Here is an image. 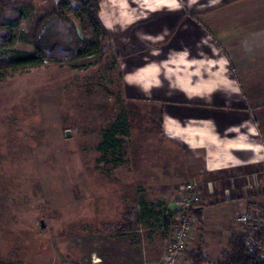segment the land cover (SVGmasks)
<instances>
[{
	"label": "crops",
	"instance_id": "1",
	"mask_svg": "<svg viewBox=\"0 0 264 264\" xmlns=\"http://www.w3.org/2000/svg\"><path fill=\"white\" fill-rule=\"evenodd\" d=\"M98 19L110 45L104 83L128 117L127 185L145 189L147 209L168 210L193 183L200 206L187 251L217 264L242 229L236 216L264 208V3L100 0ZM104 204L90 214L110 233L128 220L140 233L155 218L138 211L137 199ZM111 204L137 210L120 209L110 224ZM156 220L160 247L146 241L145 249L136 236L110 264H160L169 235ZM96 257L93 264L107 263ZM180 262L191 264L186 253Z\"/></svg>",
	"mask_w": 264,
	"mask_h": 264
},
{
	"label": "rangeland",
	"instance_id": "2",
	"mask_svg": "<svg viewBox=\"0 0 264 264\" xmlns=\"http://www.w3.org/2000/svg\"><path fill=\"white\" fill-rule=\"evenodd\" d=\"M35 7L33 20L66 11L60 0H37ZM72 20L79 30V22ZM46 32L51 44H67L60 24H50ZM14 48L33 52L20 43ZM104 55L0 72V264H93L96 256L110 264L136 236L143 238L145 249L146 241L160 247L156 218H165V206H148L155 218L144 222L140 233L134 228L139 225L128 220L113 235L102 219L91 218L94 209L108 210V199L140 203L148 196L145 189L127 185V142L104 157L96 150L105 127L124 110L119 93L106 89L109 58ZM7 58V52H0V59ZM111 207L110 224L121 216L120 209L133 216L137 210ZM240 228L243 234L246 227ZM106 235L112 244H103Z\"/></svg>",
	"mask_w": 264,
	"mask_h": 264
},
{
	"label": "trees",
	"instance_id": "3",
	"mask_svg": "<svg viewBox=\"0 0 264 264\" xmlns=\"http://www.w3.org/2000/svg\"><path fill=\"white\" fill-rule=\"evenodd\" d=\"M36 1L0 0V52H7L8 55L7 59H0V72L42 67L46 64L73 63L108 52L109 37L98 19L100 0L86 3L82 0H60L66 6L65 12L46 13L33 20L31 18L35 13ZM70 16L79 22V30ZM52 23L63 26L67 44H51L46 29ZM16 43L32 47L33 52L15 49ZM127 139L128 122L122 109L103 130L96 150L104 157L108 151L120 150ZM140 206L141 214L152 215L145 202L140 201ZM191 213L198 218L199 207ZM252 214L255 217L264 216V208ZM164 227L168 233L169 227ZM256 243H264V232L259 226L250 224L243 234H235L229 239L227 251L221 255L217 264H264V258L255 249ZM186 260L191 264L208 262L199 252H187Z\"/></svg>",
	"mask_w": 264,
	"mask_h": 264
},
{
	"label": "built area",
	"instance_id": "4",
	"mask_svg": "<svg viewBox=\"0 0 264 264\" xmlns=\"http://www.w3.org/2000/svg\"><path fill=\"white\" fill-rule=\"evenodd\" d=\"M182 196L175 201V208L168 209L164 225L169 227V240L160 264H181L180 260L188 250V244L197 234L192 210L200 206L198 190L193 183L181 188ZM236 221L244 227L257 225L264 232V216H252L245 212L236 216ZM255 249L264 258V243H256Z\"/></svg>",
	"mask_w": 264,
	"mask_h": 264
},
{
	"label": "water",
	"instance_id": "5",
	"mask_svg": "<svg viewBox=\"0 0 264 264\" xmlns=\"http://www.w3.org/2000/svg\"><path fill=\"white\" fill-rule=\"evenodd\" d=\"M66 137H68L69 136V133L68 132H66ZM44 226H43V224H42V222H41V228H43Z\"/></svg>",
	"mask_w": 264,
	"mask_h": 264
}]
</instances>
